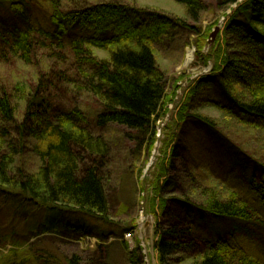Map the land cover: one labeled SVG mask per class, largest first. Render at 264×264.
I'll use <instances>...</instances> for the list:
<instances>
[{
  "label": "trees",
  "instance_id": "16d2710c",
  "mask_svg": "<svg viewBox=\"0 0 264 264\" xmlns=\"http://www.w3.org/2000/svg\"><path fill=\"white\" fill-rule=\"evenodd\" d=\"M65 1L0 0V60L12 57L31 64L40 50L50 52L52 57L68 53L76 61L73 76L52 73L51 82L66 79L97 99L100 106L91 128L80 112L75 115L51 111L43 85L31 88L19 83L8 93L7 90L0 94V195H10L45 209L48 216L40 226V234L60 232L58 226L68 212L111 223L109 176L104 171L111 164L112 150L107 139L95 134L94 129L122 126L129 132L125 137L136 144V153L151 148L156 141V122L163 115L161 109L167 87L165 73L159 68L152 45L164 38L173 42L178 36L183 38L181 33L196 29L186 20L165 15L153 14L151 20L145 21L144 11H137L142 17L133 12L136 19L129 18L126 9L115 4H76L68 8ZM175 1L185 6L193 22L205 8L203 0ZM211 1L223 9L238 3V0ZM247 3L244 19L228 27L229 45H220L219 57L225 68L203 81L208 85L216 84L232 106L231 110H236L242 120L250 119L251 122H247L254 125L264 122V76L254 68L251 86H246L249 94L239 98L233 78L237 79L241 68L237 65V56L234 53L228 56L226 51L239 45L248 47L253 51L245 55L247 59L259 58V68L264 67V0H248ZM70 31L75 35L70 37ZM63 49L68 52L61 53ZM94 50L105 52L106 57L98 56ZM21 102L25 109L19 119ZM187 110L188 104L183 107L182 115ZM192 117L216 142L235 152V144L219 132L214 120L198 113ZM235 153L237 157L238 152ZM27 158L36 160L35 171L29 169ZM163 166L164 172L166 166ZM193 171L186 172L187 178L162 175L153 182L155 194L151 210L155 218L157 264H168L169 259L180 252L190 254L191 258L196 256L195 264H232L230 258L241 259L242 262L236 264H259L237 257L228 242L201 241L193 235L194 215L202 221L225 217L232 220L247 218L250 208L236 192L223 201L215 189ZM169 186L176 187L179 195H183L173 200L183 214V220L175 218L177 222L166 220L169 210L165 208L169 202L164 193ZM136 226L124 228L123 234ZM102 246L94 252L96 258L86 257L84 264L104 261L108 250ZM79 258L75 257L68 264H82ZM128 260L130 264L141 263L138 251L129 252Z\"/></svg>",
  "mask_w": 264,
  "mask_h": 264
},
{
  "label": "rangeland",
  "instance_id": "374dc122",
  "mask_svg": "<svg viewBox=\"0 0 264 264\" xmlns=\"http://www.w3.org/2000/svg\"><path fill=\"white\" fill-rule=\"evenodd\" d=\"M247 1L238 0L237 4L223 9L218 8L211 0H203L205 8L196 22L186 14L185 6L175 0L65 1L68 8H73L76 4H115L126 9L129 18L136 19L132 13L141 16L137 11H144V17H141L145 21L151 20L150 16L153 14L165 15L186 20L196 29L194 32L181 33L183 38L178 36L173 42L164 38L152 45L159 68L165 73L167 87L161 109L163 115L156 122V141L151 148L143 149L141 154L136 153V144L125 137L129 132L122 126L110 125L105 129H94L95 134L107 139L112 150L111 164L104 171L109 176L107 194L112 224L68 212L63 217L62 225L58 226L60 232L40 234V226L48 216L45 209L33 207L10 195H0V264H68L75 257H80L84 264L85 259L96 258L94 252L101 245L108 250V256L104 261L96 260L97 264H130L129 252L136 250L141 257L139 264H147L144 249L148 251L150 264H157L154 248L155 218L151 210L155 194L153 182L158 176L181 177L193 170L194 174L201 176L207 185L215 189L223 201L230 199L236 192L250 207L247 218H207V221H202L194 215L195 222L191 227L193 235L201 241L228 242L237 257H246L264 264V122L253 125L247 122H251L250 119L242 120L236 110H231L232 106L217 85H208L203 81L225 68L219 57L220 45H229L228 27L233 22L244 19L250 3ZM224 17L223 27L219 28ZM44 22L47 24L45 19ZM217 27L218 36L212 39L210 35ZM69 33L70 37L75 35L73 31ZM81 33L85 31L81 30ZM68 41L67 38L66 42ZM210 41L211 44H208ZM94 51L98 56L106 57L105 52ZM226 51L228 56L233 53L237 56L236 62L241 70L237 79L233 78L234 88L239 98L246 97L249 94L246 86H251L254 68L256 73L260 71L264 76V67L262 70L259 68V58L247 59L246 56L253 51L248 47L239 45ZM62 52L68 50L63 49ZM188 52H193L191 61L186 58ZM62 54L52 57L50 52L40 50L31 64L12 57L1 59L0 94L7 90L8 93L19 83L30 85L31 88L43 85L46 91L44 94L52 105L51 111L75 115L80 112L84 115L86 124L93 128L95 115L100 110L97 99L68 83L66 79L51 82L52 73H58L61 77H72L74 74L76 61L68 53ZM186 104L188 115L184 117L186 112L182 115V109ZM24 109L21 102L19 119ZM196 113L217 123L219 132L235 144V152H238L237 157L240 158L237 159L235 152L216 142L194 120L192 116ZM26 164L35 171L34 158H27ZM163 164L166 166L164 172ZM174 166L176 168L173 169ZM187 181L185 180L186 183ZM175 188L169 186L164 193V198L169 202L165 208L169 210L166 217L169 222L176 221L175 218L183 220L181 210L173 204L174 199H181L183 195L180 196ZM187 188L188 186L185 187ZM142 217L149 221V228L133 235V249H130L129 244L123 240L122 230L135 227ZM186 223L189 224L188 221ZM191 257L190 254L180 252L174 254L167 263L195 264L198 258ZM230 260L232 264L242 262L241 259Z\"/></svg>",
  "mask_w": 264,
  "mask_h": 264
},
{
  "label": "built area",
  "instance_id": "2783aa9c",
  "mask_svg": "<svg viewBox=\"0 0 264 264\" xmlns=\"http://www.w3.org/2000/svg\"><path fill=\"white\" fill-rule=\"evenodd\" d=\"M225 18L226 17H224L223 20H222V22H220V24H219V25H221V27L223 26V23L225 21ZM144 225H145V218L142 217V220H141L140 223L137 224V227H136L135 231L132 232V233H126L124 235V239L130 244V248H133V245H132L133 235L134 234H137V233H142V231L144 230ZM144 254H145L144 257L146 258V263L147 264H150V261L147 258L149 256V254H148V251L146 249H144Z\"/></svg>",
  "mask_w": 264,
  "mask_h": 264
},
{
  "label": "water",
  "instance_id": "95a60500",
  "mask_svg": "<svg viewBox=\"0 0 264 264\" xmlns=\"http://www.w3.org/2000/svg\"><path fill=\"white\" fill-rule=\"evenodd\" d=\"M219 28H220V27H219ZM219 28L217 27V28H216V31L213 32V33L210 35L212 39H215V38L218 36L217 34H218V32H219ZM211 42H212V41H210L208 44H211Z\"/></svg>",
  "mask_w": 264,
  "mask_h": 264
},
{
  "label": "bare ground",
  "instance_id": "6f19581e",
  "mask_svg": "<svg viewBox=\"0 0 264 264\" xmlns=\"http://www.w3.org/2000/svg\"><path fill=\"white\" fill-rule=\"evenodd\" d=\"M192 56H193V52H188V53H187V57H186L187 60H188V61H191V60H192Z\"/></svg>",
  "mask_w": 264,
  "mask_h": 264
}]
</instances>
